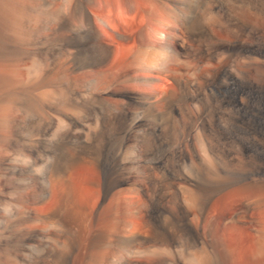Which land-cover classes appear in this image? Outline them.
Here are the masks:
<instances>
[{"label": "bare ground", "instance_id": "1", "mask_svg": "<svg viewBox=\"0 0 264 264\" xmlns=\"http://www.w3.org/2000/svg\"><path fill=\"white\" fill-rule=\"evenodd\" d=\"M138 1V5L120 2V8L126 14L141 11L146 21L168 29L166 47L138 49L127 60L118 58L115 65L124 69L117 77L106 68L116 52L103 43L91 16L92 12L104 30L125 21L107 2L63 0L60 9L42 15L27 11L28 5L25 13L16 7L8 9L13 31L19 34L24 20L30 18L38 31L48 32V37L44 42L30 39L28 34L19 35L8 46L0 35V131L8 129L12 115L20 111L27 130L54 128L52 138L68 146L33 147L21 139L17 127L7 137L0 134V264H41L30 250L34 242H43L46 237L38 235L31 224L45 218L35 210L55 198L53 190L61 196L53 219L65 235L53 247L55 263L63 255L62 264H74L71 259L79 250L87 224L96 225L99 219L98 214L79 210L76 205L71 175L77 170L97 175L94 186L103 199H110L113 209L132 192L173 199L176 239L173 242L171 233H166L172 225L168 216L156 247L149 252L163 264H171L173 259V264H264V163L255 160V148H248L260 141L240 121L251 96L264 93V0H180L181 8L166 17L158 15L160 3L155 0ZM7 8L5 0H0V15ZM173 22L182 30L183 42L171 35ZM188 42L196 48L189 50ZM30 45L35 49L28 52ZM183 53L193 65L183 76L171 77L174 92L168 91L157 100L156 96L140 94L142 89L138 115L130 116L129 107H125L135 104L125 84L147 85L152 76L167 72L170 56ZM85 74L94 75L96 88L79 95L76 82ZM64 75V81L56 80ZM107 96L116 98L120 105L108 103ZM157 102L162 103L163 114L157 111ZM52 113L59 117L53 119ZM137 120L145 128L163 131L157 138L145 135L128 144L126 137ZM24 128L20 124L19 129ZM97 135L108 141L86 143ZM163 153L175 167L174 176L162 174L157 180L150 166L162 169ZM219 196L229 200L225 212L214 216L210 211ZM146 202L150 204L151 199ZM118 210H113L114 223L121 217ZM199 221L208 231L218 228L219 235L213 239L219 248L217 254L192 247L194 223ZM134 226L126 227L136 236L139 232L132 231ZM109 240L122 248L129 244L124 237ZM44 243L43 251L49 247ZM143 255L139 256L147 254ZM118 264L136 263L122 259Z\"/></svg>", "mask_w": 264, "mask_h": 264}, {"label": "rangeland", "instance_id": "2", "mask_svg": "<svg viewBox=\"0 0 264 264\" xmlns=\"http://www.w3.org/2000/svg\"><path fill=\"white\" fill-rule=\"evenodd\" d=\"M95 1L96 2H99V1L107 2L109 5L115 8L116 13L121 12V13H117V15L121 16L120 17L122 18L121 20H125L122 23H119L114 26H110L109 28H106L104 30L99 27V25L95 21L94 14L91 12L93 24L95 28L97 29V31L99 32V34L101 35L102 37L101 40L104 41L103 43H105L106 45L108 46L111 45L110 48L116 52L115 53L116 57L114 59L113 57L110 58L109 61L107 62L109 66L106 64V68L111 71L110 73L113 75L115 73L114 76L117 77V75L122 73L124 69V66L122 67V66L115 65V62L117 60L119 59L127 60V58L134 55L138 49H146V48H151V47L152 49H162L163 47H166L165 32L168 31V29H165L161 24L155 21H149V20L146 21L141 11H138L136 13L126 14L120 8L121 7L120 2H128V3H131L132 5H138L139 3L138 0H95ZM155 1L160 3L159 11H158V13L159 12L160 13L158 15L161 14L160 16H162L163 14L162 17L168 16L170 11L175 10L176 8H181V5L178 4L179 3L178 1L180 0H155ZM5 2H6V8L8 6L9 7L6 9V12L4 13L5 15L4 14L0 15L1 16L0 17V27H1L0 35L2 39L6 41L8 46L9 44H11L13 37L16 38L19 35L28 34L30 39L38 38V39H42L43 41L46 40L48 37V32L38 31L34 22L33 21L31 22L30 18H28L27 20H24V22L21 25V28L19 29V34L16 31H13L12 16H10L11 12L10 10H8L9 8L14 9L16 7L18 8L17 10L18 12L25 13L26 7H27L26 5H28L27 11H31L32 9V10L38 11L39 14L42 15L47 10L60 9L63 5V0H29L27 4L24 1H18V2L16 1L17 2L16 3L15 0H12V1L5 0ZM117 8H118V11H117ZM98 16H100L101 18H105V16L102 14ZM6 20H8L10 24H8ZM4 21H6V24ZM1 22L3 25L1 24ZM173 26H177V27H173ZM169 31L171 32V35L173 37L178 38L181 42L184 41L183 32L176 23L173 22L171 24V29H169ZM118 34L123 35L130 40H134L136 42L135 45H133L131 41L117 38L118 36L116 35ZM111 36H113V38ZM30 46L28 48V52L34 51L35 47L32 45ZM186 46L188 47L189 50H194L196 48L195 44L192 42H188ZM19 51L20 49H18L16 53L20 54L21 51L20 52ZM172 56H170L171 58H169L171 60L169 62V65L167 66V72H166L167 74L164 73L161 75H156V76L154 75L150 78L147 85L145 86L142 85L141 87L134 86L133 83L125 84V87L127 89L129 88L131 91L130 98H131L132 104H135V105H132V107L131 106L125 107V108L129 107L128 110L127 109L126 110L130 116L135 117L136 115H138L137 114L139 112L138 104L143 101L142 100L143 98H141L140 94L147 93V94L158 97L157 98L158 100L161 97V95L168 94V91L169 93H173L175 90V85H173L174 83L171 77L172 76L175 77L178 75L183 76L187 72V67L189 66L191 67L193 65V60L191 58H188L186 54L184 55V53L181 54L180 57H177L174 55L172 58ZM125 57L126 59H124ZM109 62L112 64H110ZM110 67L111 68L113 67V68L110 69ZM112 70H113V73H112ZM92 75L93 74H91V76ZM93 77L94 75L90 77V74H85L82 77L80 76L78 78L76 82V89L78 90L77 93L79 95L85 94L88 90H95L96 86L93 83V79H92ZM90 78L91 80H89ZM58 79L59 81H64L65 79H67V76L64 75L61 78H56L57 81ZM131 86L133 87V89ZM142 89L144 90V92L141 91ZM105 98L109 99L106 101L107 102L109 101L108 103L112 105L113 104L120 105L116 101V98H113L110 96H107ZM113 106L117 107V105H113ZM156 106H157L156 107L157 111L163 114L164 109L163 107L161 108V106H163L162 103L157 102ZM52 114L54 115H51V114L50 115L53 119H57L59 117L55 113H52ZM41 117H45V116L42 115ZM173 117L176 118V115L172 114V118ZM240 121L243 125L248 126L251 129V131L254 133L253 137H255V139H258L260 141L258 143H253L248 148H255V160L257 162L261 161L262 163H264V93L259 94V96H251V102L247 105L245 109L241 111ZM20 124L25 126V128L19 129ZM135 125L136 126L132 130L131 135L126 137L128 144L133 143L135 140L141 139L145 135L146 136L151 135V137L157 138L158 135L161 134V132L163 131V129H160L159 127L152 128V129H149L147 127L145 128L144 126H142L143 122L141 120H137ZM13 127H17L18 133L20 134L21 139L33 147L62 148V147L68 146V144H64L52 138L54 128H50V129L48 128L45 130L42 129L39 131L27 130L25 117L22 115L20 111H16L12 115L10 126L8 127V129H3L2 131H0L1 136L2 137L9 136L12 132ZM85 134H86V131L81 132L82 136H84ZM106 141H108V138L97 135L95 136V138H92L90 141L86 143L92 144V143H102ZM259 150L260 151L262 150V151L260 152ZM45 162L46 161H44V163ZM161 165L163 168L166 169V172L165 170H163V168L156 170L154 169L153 166H150L152 169L151 170L152 177L154 179H157V180L161 179L163 177L162 174H166L167 176H170V177L174 176L175 167L171 163L168 162V158L165 153H163L162 155ZM71 176H72V181L74 185V192L76 194L75 195L76 205L78 209L86 210L89 213H96L99 215V219L96 225H91L90 223L87 224V228L81 239V245L79 247V250L76 256L71 259L74 261V264H102V263L111 264L112 261H113L112 264H114V262L115 264H118L122 259H126L127 261H131L136 264H163L161 260L159 259V257L155 255H151L149 252L152 251L154 247H156L155 241L161 230L163 221L167 219L168 216L169 218L171 216L172 225L168 227V232L166 233L167 234L171 233L170 239L173 240V242H174V239H176L175 237L176 235L174 232L175 230L173 228L176 222L177 212H175L176 211L175 204L172 198H169L167 196L149 198V196L144 197L142 194H139L138 192H132V193L126 194L119 200V202L116 204L114 208L116 210H118L119 208L118 211H121L119 213L120 214L119 216L121 217H119V220L115 221L114 223V220H112L114 219L113 218L114 209H113V206H111L110 204L111 203L110 199L109 198L103 199L101 197L98 187L94 186V183H97L98 181L97 175L90 171L89 172H79L77 170L73 172ZM52 195H55L54 199H52L51 201L49 200L44 201L39 206H37L35 210L36 213L44 216L45 218L41 219L38 222L31 224L32 228H34V230L36 231L38 235H43L46 237L45 241L43 242L42 241L34 242L30 250V254L39 258V261L41 262V264H62L64 260L63 255H60L59 256L60 258L57 259L58 263H55V259H54L53 247L57 245V240L63 241L65 235H63V233L59 230V228L56 226L55 221L53 219L54 210L57 209L61 204V196L57 194L56 190H53ZM148 199H151L150 204L147 203L148 201L146 202V200ZM224 199L226 200V202H224ZM228 200H229L228 198L226 199L225 197L219 196L212 203L210 214L214 216H220L223 212H225ZM166 204H167V207H170V208H167ZM52 205L54 209L52 208ZM212 211L214 214L212 213ZM174 215H176V217H172ZM134 223H135V226L133 225ZM112 225L116 227L111 230L110 227ZM127 225H131L132 227L134 226L135 230L132 228V231L139 232V234L136 236L130 235L129 232L127 231L128 230V228L126 227ZM194 226H195V230H194L195 232L191 235V243L193 242L192 247L193 248L195 247L197 249L204 247L207 251H209V253L217 254L219 248L217 244L213 241V239L218 237L219 235L218 228L213 227L210 229V231H208L205 227L204 222L202 221L194 223ZM171 231H173L174 233ZM116 236L126 238L127 242L129 243L126 248H128L129 250H127L124 247L122 248L121 246H117L115 243H114L115 245L114 244L112 245V242L109 239H112L113 237H116ZM230 240L234 241V236L232 234L230 235ZM44 242H46V244L49 245L48 249L45 251H43L42 249V247L45 244ZM130 246H131V249H130ZM139 253L141 254V256L143 254H144L143 256H145V253L148 256L146 255L145 257H140ZM153 257H156V258H153ZM173 260L171 261V264H173L172 263ZM105 262H108V263H105Z\"/></svg>", "mask_w": 264, "mask_h": 264}]
</instances>
